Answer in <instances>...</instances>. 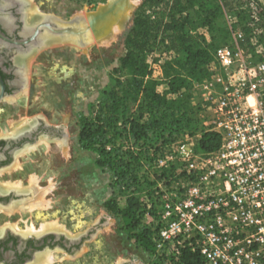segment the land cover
<instances>
[{
    "label": "rangeland",
    "instance_id": "1",
    "mask_svg": "<svg viewBox=\"0 0 264 264\" xmlns=\"http://www.w3.org/2000/svg\"><path fill=\"white\" fill-rule=\"evenodd\" d=\"M107 1L29 0L28 11L32 15L35 12L53 14L69 20L76 14L96 10ZM142 2L131 0V8L125 7L115 19L114 24L119 27L112 25L87 46L55 42L37 50L27 59L25 86L0 103V133L15 131L22 122L42 118L47 124L64 125L68 134L67 141L42 138L49 144L41 139L36 148L17 156V170L7 174L0 172V182L22 183L35 191L33 203L34 200H28L29 203L18 204L13 210L0 207V225L15 220L17 227L30 231L34 227L33 231H36L43 229L44 224L56 221L59 228L70 234H86L97 226L91 232L93 242L87 243L83 259L65 258L51 264H118L121 258L135 255L143 264H165L166 259L172 260L174 256L173 242L167 240L162 246L158 245L160 229L167 227L166 223L160 222L166 202L184 200L194 187L215 186L219 192L226 191V170H238L233 186L237 188L248 185V172L264 170V166L257 168L245 161L248 156L264 154V115L259 116L257 124L252 122L257 125L252 129L255 136L263 140H223L222 134L217 132L220 135L218 148L208 151L201 145L200 139L207 131L205 121L216 114L220 96L216 76L238 72L236 66H225L220 62L218 49L229 46L234 54L239 48L244 52L251 50L252 61L264 60V51L259 52L257 47L259 43L264 47V17H261L264 0H226L225 3L219 0L222 14L214 20V27L201 21H196L194 27L190 26V32L198 36L201 43H212L217 48L214 59L207 66L208 74L200 79L193 78L187 94L175 102L176 105L182 104L183 111L184 108L191 111L188 113L191 119L184 120L183 129L175 133L165 146L161 140H155L154 146H161L158 155H155L152 165L145 163L140 168V175H148L155 180L154 174L148 172L151 169L161 177L153 190L151 188L152 192L143 188L136 193L142 202L141 227L150 229L154 249L147 251L136 237L129 238L121 218L107 210L105 201L113 195L111 174L98 166L97 154L83 148L80 143L79 118L91 112L102 90L111 83V72L125 53V39L133 25L135 10ZM243 7L256 14L257 22L251 32L243 29L245 23L236 13ZM120 19L123 20L118 23ZM239 31L243 32V39L238 36ZM244 52L242 57L247 59ZM182 55V51L172 47L168 36L159 39L148 54L153 67L152 77L159 82L157 89L169 100L178 98L175 94L166 93L167 74L173 72L176 59ZM12 122H15L14 126ZM229 159L233 161L229 162ZM32 177L37 180L34 185L31 184ZM128 193L117 194L121 207L126 205ZM36 201L49 204L45 208H37L33 206ZM104 217L105 220L101 221Z\"/></svg>",
    "mask_w": 264,
    "mask_h": 264
},
{
    "label": "trees",
    "instance_id": "2",
    "mask_svg": "<svg viewBox=\"0 0 264 264\" xmlns=\"http://www.w3.org/2000/svg\"><path fill=\"white\" fill-rule=\"evenodd\" d=\"M236 13L245 23L243 29L251 32L257 22L255 12L243 7ZM220 14L219 0H143L135 10L133 25L126 36L125 53L111 72V83L102 90L91 112L79 118L80 143L95 152L98 166L111 174L113 195L105 201V207L121 218L128 237H136L147 251H152L155 245L150 229L141 227L142 202L136 193L145 188L152 192L161 177L151 169L148 172L154 174L155 180L140 175V168L145 163L152 165L158 155L161 146H154L155 140H161L165 146L183 129L184 120L191 119L188 118L191 111L186 108L183 111L182 104L175 102L187 94L193 78L208 74L207 66L217 48L212 43H201L198 36L190 32V26L201 21L214 27V20ZM166 36L171 39L172 47L183 52L176 59L173 72L167 74L166 93L175 94L177 100H169L157 89L159 82L152 77V62L148 58L159 39ZM200 140L208 151L220 145V135L214 131H206ZM123 192L129 193L126 205L121 207L117 194ZM171 259L175 263L174 256ZM202 263L197 252L182 248L179 264Z\"/></svg>",
    "mask_w": 264,
    "mask_h": 264
},
{
    "label": "built area",
    "instance_id": "3",
    "mask_svg": "<svg viewBox=\"0 0 264 264\" xmlns=\"http://www.w3.org/2000/svg\"><path fill=\"white\" fill-rule=\"evenodd\" d=\"M238 36L243 39V32ZM257 47L264 51L263 44ZM243 52L239 48L234 54L229 46L217 52L223 65L238 71L216 76L220 86L216 114L205 121L206 130L220 132L223 140H263L252 129L264 115V60L255 63L251 50L244 52L247 59ZM245 161L264 166V154ZM237 172L225 171L224 192L215 186L194 187L184 200L165 203L160 222L167 227L160 229L158 245L173 242L175 260L166 259V264H179L184 247L197 252L202 264H264V170L248 172V185L238 188L233 187Z\"/></svg>",
    "mask_w": 264,
    "mask_h": 264
},
{
    "label": "flooded vegetation",
    "instance_id": "4",
    "mask_svg": "<svg viewBox=\"0 0 264 264\" xmlns=\"http://www.w3.org/2000/svg\"><path fill=\"white\" fill-rule=\"evenodd\" d=\"M29 5V0H0V103L25 86L27 59L39 50L31 47L34 44L31 35L40 13L29 14ZM26 122H32L33 127L25 133L21 132L25 123L15 131L0 133V172L4 174L17 170V156L28 147L39 144L41 138L62 139L65 131L61 125L47 124L42 118ZM0 185V207L7 210L35 198V191L29 186L21 190L19 187H4L2 182ZM104 220L105 217L101 221ZM15 223L10 220L0 225V264H39L47 255L52 256V263L65 258L83 259L87 243L93 242L91 232L97 227L86 234H70L61 228L29 231ZM138 260L135 255L121 258L118 264H140Z\"/></svg>",
    "mask_w": 264,
    "mask_h": 264
},
{
    "label": "water",
    "instance_id": "5",
    "mask_svg": "<svg viewBox=\"0 0 264 264\" xmlns=\"http://www.w3.org/2000/svg\"><path fill=\"white\" fill-rule=\"evenodd\" d=\"M127 6L129 9L131 8V0H108L96 10L87 14H76L69 20H63L53 14H40L38 23H36L31 35V40L34 41L31 47L41 49L55 42H70L81 47L87 46L97 36L114 25L115 19L120 16L121 9ZM122 20L120 19L117 22ZM41 33L45 35L43 41L39 40ZM22 127L23 131L21 132L25 133L33 127V124L32 122H25ZM60 127L64 129L63 125ZM67 138V132L63 131L62 139L67 141Z\"/></svg>",
    "mask_w": 264,
    "mask_h": 264
},
{
    "label": "bare ground",
    "instance_id": "6",
    "mask_svg": "<svg viewBox=\"0 0 264 264\" xmlns=\"http://www.w3.org/2000/svg\"><path fill=\"white\" fill-rule=\"evenodd\" d=\"M125 8H123V9H121V11L122 10H124ZM120 11V12H121ZM125 14V13H124ZM116 21V20H115ZM119 23V22H118ZM116 24V23H115ZM114 24V25H115ZM118 25V24H117ZM117 25H115L116 27H119V26H117ZM115 27V28H116ZM34 29H35V27H34ZM116 31V30H115ZM43 33V32H42ZM41 33V34H42ZM39 40L40 41H43V40H45V35L44 34H42L40 37H39ZM256 100L255 99H253V102H255ZM21 124H23V122L21 123ZM12 125L14 126L15 125V122L13 123L12 122ZM20 125V124H19ZM42 139V138H41ZM40 139V140H41ZM45 139V138H44ZM44 139H42V142L44 143L45 142V144H49V141L48 140H44ZM39 143H41V141L39 142ZM37 147V145L35 146V145H32V146H30V147H28L29 149H31V148H36ZM29 149H27V150H29ZM31 178V177H30ZM16 183V182H15ZM37 183V180H36V178H34V177H32V179H31V184L32 185H34V184H36ZM3 184V186L4 187H14V186H16V187H19L20 189L21 188H24V186L22 185V183L20 184H14V183H12V182H10V181H7V182H3L2 183ZM1 186V185H0ZM31 186V185H30ZM36 186V185H35ZM34 186V187H35ZM16 187H15V189H16ZM18 188V189H19ZM8 189V188H7ZM19 189V190H20ZM21 190H23V189H21ZM34 200V199H33ZM46 201V200H45ZM44 201V202H45ZM33 202H35V200L34 201H32V203ZM24 203V202H23ZM48 204L49 203H41V202H37L36 201V203L35 204H33V206L34 207H37V208H45V207H47L48 206ZM16 206V205H15ZM59 225V224H58ZM57 224H56V221H52V222H49L48 224H44L43 225V229H48V228H59V226H58ZM34 228V227H33ZM31 229V228H30ZM42 229V228H41ZM29 230V229H28ZM33 230V229H32ZM30 231V230H29ZM52 263V256H49V255H47L43 260H41L40 261V263L39 264H51Z\"/></svg>",
    "mask_w": 264,
    "mask_h": 264
},
{
    "label": "crops",
    "instance_id": "7",
    "mask_svg": "<svg viewBox=\"0 0 264 264\" xmlns=\"http://www.w3.org/2000/svg\"><path fill=\"white\" fill-rule=\"evenodd\" d=\"M138 262H141L140 264H143V261H140V259L138 260Z\"/></svg>",
    "mask_w": 264,
    "mask_h": 264
}]
</instances>
